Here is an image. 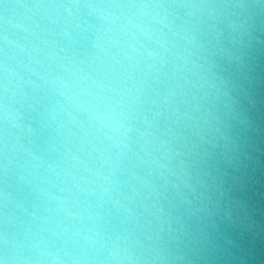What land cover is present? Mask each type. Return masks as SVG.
Masks as SVG:
<instances>
[{"label": "clouds", "instance_id": "1", "mask_svg": "<svg viewBox=\"0 0 264 264\" xmlns=\"http://www.w3.org/2000/svg\"><path fill=\"white\" fill-rule=\"evenodd\" d=\"M0 264H264V0H0Z\"/></svg>", "mask_w": 264, "mask_h": 264}]
</instances>
